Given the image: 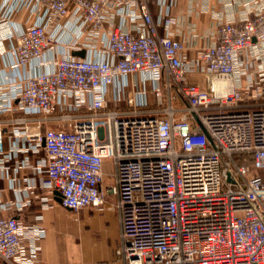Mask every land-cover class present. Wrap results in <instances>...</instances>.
<instances>
[{"label":"built area","instance_id":"1","mask_svg":"<svg viewBox=\"0 0 264 264\" xmlns=\"http://www.w3.org/2000/svg\"><path fill=\"white\" fill-rule=\"evenodd\" d=\"M150 1L21 0L38 22L15 35V67L43 58L55 42L50 29L68 16L84 39L74 50L83 46L106 58L57 57L52 70L0 98V115L15 102L25 116L15 120L25 151H44L41 185L58 192L63 207L102 208L114 198L109 209L119 218L121 264H264V73L255 81L253 65L240 61L253 46L264 49V0L252 17L217 25L214 42L191 60L170 21L158 34ZM138 21L142 26L129 28ZM255 70L262 72L261 65ZM198 72L207 88L190 82ZM133 75L142 81L129 93ZM240 75L243 85L235 82ZM110 87L124 109L110 108ZM5 133L0 122V162L10 158ZM241 153L251 154V165L235 161ZM107 159L113 183L104 187ZM42 236L0 217V263L44 264Z\"/></svg>","mask_w":264,"mask_h":264},{"label":"crops","instance_id":"2","mask_svg":"<svg viewBox=\"0 0 264 264\" xmlns=\"http://www.w3.org/2000/svg\"><path fill=\"white\" fill-rule=\"evenodd\" d=\"M148 8L158 34L165 33L166 24L170 21L169 31L183 43L185 57L191 60L197 49L214 42L217 25L250 18L260 10V4L258 0H155L149 2ZM36 22L38 17L22 6L21 0H0V98H9L12 88L19 81L40 71L52 70L57 57L73 55L76 52L74 46L84 42L79 24L68 16L50 29L55 42L43 58L32 61L24 68L15 67L10 54L15 35ZM118 22L116 18L114 24L118 25ZM140 26L142 21L129 28ZM96 43L101 46V43ZM81 48L86 58H106L85 51L83 46ZM240 61L242 66L245 62L253 65L251 70L255 73V81L259 79V74L264 73V49L259 45L240 53ZM259 65L262 72L255 70ZM189 80L201 88L208 87L204 73H192ZM141 81L140 75L129 76L127 92L134 93ZM235 82L243 85L246 76H237ZM146 85V99L150 104L154 102L150 92L152 84L148 81ZM107 99L111 109L126 107L124 101L113 100L112 87L108 89ZM13 105L12 112L0 115V122L6 127L4 151L10 157L0 162V217H14L26 230L31 227L43 232L38 244L39 260L44 264H121L117 254L119 218L115 211L109 209L114 198L107 197L102 208L86 207L74 211L63 207L54 192L41 185L44 172L38 167L44 151H25L22 126L15 123L16 119L25 116L16 109L15 102ZM28 126L32 133L38 130L36 123ZM47 126L50 125L41 124L40 129L44 130ZM112 170L111 161L105 160L104 187L113 183Z\"/></svg>","mask_w":264,"mask_h":264},{"label":"trees","instance_id":"3","mask_svg":"<svg viewBox=\"0 0 264 264\" xmlns=\"http://www.w3.org/2000/svg\"><path fill=\"white\" fill-rule=\"evenodd\" d=\"M235 161L238 164H252V156L250 153H241L237 157H235Z\"/></svg>","mask_w":264,"mask_h":264},{"label":"water","instance_id":"4","mask_svg":"<svg viewBox=\"0 0 264 264\" xmlns=\"http://www.w3.org/2000/svg\"><path fill=\"white\" fill-rule=\"evenodd\" d=\"M73 56H78V57L83 58L84 57V51H77V52L73 53ZM209 141H211V140L209 139ZM54 195L56 197H58V201L60 202L59 193L55 191Z\"/></svg>","mask_w":264,"mask_h":264},{"label":"rangeland","instance_id":"5","mask_svg":"<svg viewBox=\"0 0 264 264\" xmlns=\"http://www.w3.org/2000/svg\"><path fill=\"white\" fill-rule=\"evenodd\" d=\"M248 61V60H247ZM249 62V61H248ZM175 104L177 105V106H180V104H181V102L177 99V101H175ZM150 105L152 106V105H154V102L153 101H151L150 102ZM94 226H92V228H93Z\"/></svg>","mask_w":264,"mask_h":264},{"label":"bare ground","instance_id":"6","mask_svg":"<svg viewBox=\"0 0 264 264\" xmlns=\"http://www.w3.org/2000/svg\"><path fill=\"white\" fill-rule=\"evenodd\" d=\"M218 86H220V84H217Z\"/></svg>","mask_w":264,"mask_h":264}]
</instances>
